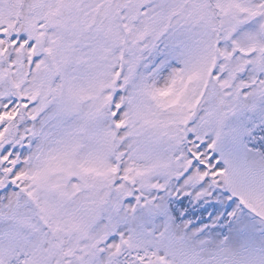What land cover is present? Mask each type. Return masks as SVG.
Masks as SVG:
<instances>
[{"label":"snow or ice","instance_id":"6c2138e0","mask_svg":"<svg viewBox=\"0 0 264 264\" xmlns=\"http://www.w3.org/2000/svg\"><path fill=\"white\" fill-rule=\"evenodd\" d=\"M0 264H264V0H0Z\"/></svg>","mask_w":264,"mask_h":264}]
</instances>
